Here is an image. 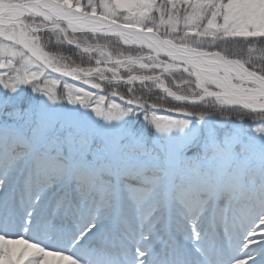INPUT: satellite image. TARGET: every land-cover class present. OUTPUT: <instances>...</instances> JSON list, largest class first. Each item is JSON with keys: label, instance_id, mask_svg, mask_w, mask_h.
Here are the masks:
<instances>
[{"label": "snow or ice", "instance_id": "snow-or-ice-1", "mask_svg": "<svg viewBox=\"0 0 264 264\" xmlns=\"http://www.w3.org/2000/svg\"><path fill=\"white\" fill-rule=\"evenodd\" d=\"M0 264H264V0H0Z\"/></svg>", "mask_w": 264, "mask_h": 264}, {"label": "trees", "instance_id": "trees-1", "mask_svg": "<svg viewBox=\"0 0 264 264\" xmlns=\"http://www.w3.org/2000/svg\"><path fill=\"white\" fill-rule=\"evenodd\" d=\"M257 47H259V45H257ZM253 55H259V53L254 52ZM60 86L62 87V83H61ZM123 90H124L123 88L119 89V91H123ZM163 107H167V105H163ZM159 114H164V113L161 112V113H159ZM255 123H258V121H254V122H253V125H254ZM245 127H248V124H246Z\"/></svg>", "mask_w": 264, "mask_h": 264}]
</instances>
